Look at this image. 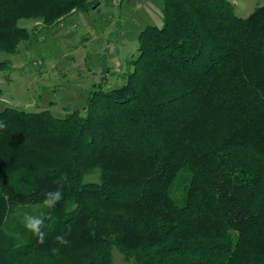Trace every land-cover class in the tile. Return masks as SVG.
<instances>
[{"label":"trees","instance_id":"16d2710c","mask_svg":"<svg viewBox=\"0 0 264 264\" xmlns=\"http://www.w3.org/2000/svg\"><path fill=\"white\" fill-rule=\"evenodd\" d=\"M96 2L0 0V51L32 38L22 18L52 26ZM160 12L119 87L99 83L64 117L0 111V264H116L115 251L132 264H264V5L239 17L232 0H162ZM60 179L39 244L22 218L47 212Z\"/></svg>","mask_w":264,"mask_h":264},{"label":"rangeland","instance_id":"374dc122","mask_svg":"<svg viewBox=\"0 0 264 264\" xmlns=\"http://www.w3.org/2000/svg\"><path fill=\"white\" fill-rule=\"evenodd\" d=\"M95 1L90 11L70 14L52 26L20 20L32 38L20 45L17 54L0 51V61L11 63L0 72V111L5 107L48 109L64 117L82 109L99 83L106 89L123 83L131 69L129 61L137 53L139 33L148 25L163 23L162 0ZM232 1L239 17L264 5V0ZM186 173L181 174L182 181ZM88 179L97 180L98 174ZM174 192L180 200L176 186ZM113 253L116 264H132L119 252Z\"/></svg>","mask_w":264,"mask_h":264},{"label":"clouds","instance_id":"9594fccd","mask_svg":"<svg viewBox=\"0 0 264 264\" xmlns=\"http://www.w3.org/2000/svg\"><path fill=\"white\" fill-rule=\"evenodd\" d=\"M6 127V123L4 121H0V129H4ZM60 182L61 187L44 193L42 207L46 209L47 212H40L38 214L25 212L23 215V226L37 238V242L39 244H44L49 233L55 229L56 218L52 215V210L55 209L57 204L63 199L61 179ZM68 231H71L70 227ZM66 236L67 233L58 234L55 236V240L60 245H67L69 241ZM53 251H57V249H53Z\"/></svg>","mask_w":264,"mask_h":264}]
</instances>
